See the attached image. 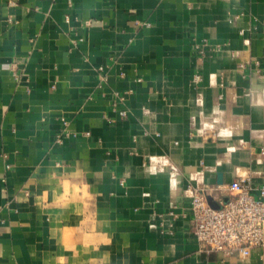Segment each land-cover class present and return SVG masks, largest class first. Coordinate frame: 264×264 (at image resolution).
Listing matches in <instances>:
<instances>
[{"label": "crops", "instance_id": "1", "mask_svg": "<svg viewBox=\"0 0 264 264\" xmlns=\"http://www.w3.org/2000/svg\"><path fill=\"white\" fill-rule=\"evenodd\" d=\"M237 179L264 186V0H0V264H264L193 232Z\"/></svg>", "mask_w": 264, "mask_h": 264}, {"label": "built area", "instance_id": "2", "mask_svg": "<svg viewBox=\"0 0 264 264\" xmlns=\"http://www.w3.org/2000/svg\"><path fill=\"white\" fill-rule=\"evenodd\" d=\"M123 100V96L118 98L116 109ZM118 113L121 118L127 116L123 108ZM229 191V199L217 209L208 205L203 193H194L193 232L207 251L247 257L253 248L264 247V186L253 187L247 179H237Z\"/></svg>", "mask_w": 264, "mask_h": 264}, {"label": "water", "instance_id": "3", "mask_svg": "<svg viewBox=\"0 0 264 264\" xmlns=\"http://www.w3.org/2000/svg\"><path fill=\"white\" fill-rule=\"evenodd\" d=\"M204 197H205V200H206V202L208 203V205L210 207H212L214 209H217V208L220 207L217 203H215L214 201H212V199H210L209 197H206V196H204Z\"/></svg>", "mask_w": 264, "mask_h": 264}]
</instances>
